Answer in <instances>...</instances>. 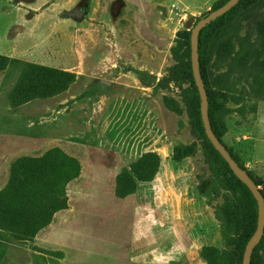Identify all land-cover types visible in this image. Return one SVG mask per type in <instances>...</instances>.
I'll return each instance as SVG.
<instances>
[{"label":"rangeland","instance_id":"374dc122","mask_svg":"<svg viewBox=\"0 0 264 264\" xmlns=\"http://www.w3.org/2000/svg\"><path fill=\"white\" fill-rule=\"evenodd\" d=\"M220 1L0 0V77L18 69L0 84V264H239L251 197L172 75L175 31ZM221 35L207 53L216 130L264 190V0L240 2ZM19 80L29 99L13 105ZM95 80L104 93L75 98ZM147 152L157 169L140 180L131 163ZM118 180L133 192L116 195Z\"/></svg>","mask_w":264,"mask_h":264},{"label":"trees","instance_id":"16d2710c","mask_svg":"<svg viewBox=\"0 0 264 264\" xmlns=\"http://www.w3.org/2000/svg\"><path fill=\"white\" fill-rule=\"evenodd\" d=\"M225 1L226 0H221L220 3H218L212 9L217 8L218 6L223 4ZM242 1L243 0H238V2L235 5H233L231 8H229L226 12H224L223 14L217 16L213 20H209L200 29V31L198 33L199 70H200L201 79L203 81L204 88H205L206 95H207L208 118H209L210 125H211V128H212L213 132L216 134V136L219 138V140L222 143H223V141L221 140V138L218 135L217 130H216V125H215L216 124V122H215L216 106H215V103L213 101V98L219 97V96L212 95L210 93V90L208 89V85H207V83H208V80H207V53L209 52L210 47L213 46V45H216L219 50L220 49L224 50V49L227 48V46L229 44L228 37H225V36L221 35L220 36L221 39H216V36L219 35L224 28H226V26L228 25L229 20H230V14L236 8V6H238L239 3L242 2ZM196 21L193 22L192 26L194 25V23ZM192 26H191V28H192ZM191 28L188 30V33H190ZM174 41H175V44L173 46V51L176 54H179V59H178L179 60V65L177 67V70L172 72V75H173L174 78H176L177 76H180V77H185L188 80V82H189L188 102L192 103V105L194 106L192 108L194 110V115L197 118L198 125L200 127V130H201L206 142L208 143V146L211 148V150L213 151L214 155H216L221 160V162L226 166V168L231 172L233 177L238 182H240L242 184V186L248 191V193H249V195L251 197V202H252V207H253V211H252L253 224H252V227H251V229L249 231L248 236L245 238V240H244V242L242 244V253H243L245 244H246L247 240L249 239V237L251 236V234L253 233V231L255 229V226H256L257 204H256V201H255L254 197L252 196L251 192L249 191V189L246 187V185L243 182H241L239 180V178L235 175L234 171L230 169V167L228 166L227 162L218 153V151L214 149V147L212 146L211 142L209 141V139L207 138V136L205 134V131H204V128H203V124H202V120H201V116H200V98H199L198 90H197V87L195 85V82H194V79H193V75H192V68H191V63H190V43H189V38H187V39L174 38ZM6 65H7V63H6ZM129 69L132 70L133 72H135L139 78L145 77V78H147L149 80V82H152V83L154 82L155 77L153 75H151L150 73H148L146 71H143V70H140V69H137V68H129ZM51 75H52V73L49 74V76L47 78L48 80L51 77ZM20 82L21 81L19 80L17 82L16 86L13 88V90L10 93V100H11L13 105H18V104L26 101L27 99H29V98L20 97V100H17L16 96H17L18 92L21 91L20 88H19ZM108 87H109V82H107L105 80L104 81L103 80H95V81H92L91 83H89L88 87L86 89H84L80 94H78L75 98L76 99H81L82 97L92 96V95H95L96 93L102 94V93H104L106 91V89ZM160 87H162V83L160 81H157L153 85L154 89H157V88H160ZM64 89H65V87L61 88L60 90H58V91H56V92H54V93H52L50 95H47V96H52L54 94H57V92H60V91H62ZM227 150H228L229 154L231 155V157L235 160V162H237V164L242 169L245 170V168L234 157L232 152L228 148H227ZM131 168H132V171H133L134 175L138 179H140V180H149L154 175V173H155V171L157 169V156H155L151 152H147V153L143 154L139 159H137L136 161L132 162L131 163ZM247 173L249 174L248 171H247ZM249 175L254 180V182L258 185L256 179L251 174H249ZM120 180L117 181V185H116V189H115L116 195L123 197V196H125V195H127L129 193H132L133 192V188H131V187L127 188V190H122V188H121L122 187V183H121ZM260 191L262 192V194L264 196V190L260 189ZM263 239H264V234H262L259 242L253 248V250L251 252V255H250L249 264H259V258L257 257V250L260 247V245L262 244ZM242 253H241L239 264H241Z\"/></svg>","mask_w":264,"mask_h":264},{"label":"water","instance_id":"95a60500","mask_svg":"<svg viewBox=\"0 0 264 264\" xmlns=\"http://www.w3.org/2000/svg\"><path fill=\"white\" fill-rule=\"evenodd\" d=\"M238 0H226L223 4L218 6L215 9L210 10L206 15L199 18L194 25L192 26L190 33L185 28H178L175 31V36L180 39L189 38L190 43V63L192 68V75L195 82V85L198 90L199 98H200V116L203 124V128L205 134L212 146L218 153L224 158L227 162L228 166L231 170L234 171L235 175L239 178L241 182H243L246 187L251 192L257 204V218H256V226L247 240L243 253L241 264H249L250 255L255 247V245L259 242L263 232H264V196L260 191L258 185L254 182L251 176L247 173L246 170L242 169L237 162L231 157L225 145L219 140L216 134L213 132L210 121L208 118V103H207V95L204 88L203 81L201 79L200 70H199V59H198V33L200 29L209 21L213 20L217 16L226 12L229 8L235 5ZM68 15L72 16H81L82 10L79 8H73L72 10L67 12ZM180 26V24H179Z\"/></svg>","mask_w":264,"mask_h":264},{"label":"crops","instance_id":"0c3cea01","mask_svg":"<svg viewBox=\"0 0 264 264\" xmlns=\"http://www.w3.org/2000/svg\"><path fill=\"white\" fill-rule=\"evenodd\" d=\"M15 61H9L5 68L3 69L2 76L0 77V84L3 85V88H5V93L9 92V90L13 87L15 79L12 80V78H17L16 76L18 75V69L15 72L13 71ZM60 94L58 93L56 95H52L43 99H40L42 102H45L47 105H53L56 103H59L61 99Z\"/></svg>","mask_w":264,"mask_h":264}]
</instances>
